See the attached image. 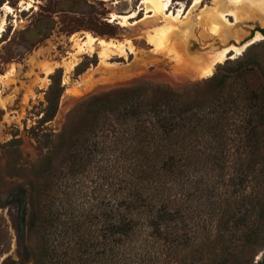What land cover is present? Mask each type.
Segmentation results:
<instances>
[{
    "label": "rangeland",
    "instance_id": "374dc122",
    "mask_svg": "<svg viewBox=\"0 0 264 264\" xmlns=\"http://www.w3.org/2000/svg\"><path fill=\"white\" fill-rule=\"evenodd\" d=\"M28 1L0 0V264H31L29 243L18 236L29 203L66 187L89 197V171L103 193L136 186L147 173L142 201L160 214L159 229L138 228L130 244L137 264H264V119L252 122L261 141L227 142L218 161L190 165L173 148L169 173L152 158L153 128L120 116L119 104L107 109L137 86L214 87L207 81L215 71L228 75L216 81L218 99L259 90L264 38L218 60L211 74L200 75L197 67L209 52L247 43L264 22L248 7L239 9L236 21L226 16L239 35L225 39L212 33L207 18L233 10L230 0H170L167 14L175 21L155 16L144 0H31L32 7L21 9ZM112 13L127 24L109 22ZM87 34L105 44L89 42ZM180 54L194 64L180 62ZM53 82L60 93L43 118Z\"/></svg>",
    "mask_w": 264,
    "mask_h": 264
},
{
    "label": "trees",
    "instance_id": "16d2710c",
    "mask_svg": "<svg viewBox=\"0 0 264 264\" xmlns=\"http://www.w3.org/2000/svg\"><path fill=\"white\" fill-rule=\"evenodd\" d=\"M257 29L264 34V28ZM223 77L228 75L215 71L207 81L214 87L193 86L183 92L137 86L120 92L114 100L120 102L107 103V109L119 104L120 116L138 124L147 122L153 128L152 158L169 173H174L176 165L173 148L183 153L190 165L199 164L201 158L218 161L227 142L236 140L239 147L261 141L257 124L252 122L264 119V86L229 91L227 99H218L216 81ZM59 90L58 83L53 82L43 118L48 110H54ZM229 133H235V137ZM204 142L206 148H200ZM92 146L90 142L89 161ZM71 166L74 172L81 169L75 161ZM146 174L141 173L136 186L126 183L119 193H103L102 183L89 171V197L75 187H66L58 191L53 188L31 200L26 229L18 233L19 241L26 239L29 243L31 264H137L130 244L138 228L159 229L160 214L157 216L156 210L142 201L147 199L143 192Z\"/></svg>",
    "mask_w": 264,
    "mask_h": 264
},
{
    "label": "bare ground",
    "instance_id": "6f19581e",
    "mask_svg": "<svg viewBox=\"0 0 264 264\" xmlns=\"http://www.w3.org/2000/svg\"><path fill=\"white\" fill-rule=\"evenodd\" d=\"M32 2H34V0ZM117 2L118 1L115 0L114 3H117ZM143 2L146 4V9H148V10L150 9L152 11V13H154L155 16H162L163 18L168 19L170 21L177 20V18L173 14H167V11L169 10L170 0H144ZM230 3L234 7L233 10H222V11H219L217 13L218 15H214L212 13L207 18V22L211 26L210 29H211L212 33H214L215 35H219V37H223V38L227 39L226 37L229 36L230 34H232V32H234L233 35L237 38L239 34L237 31H234L232 25L230 24L231 21L226 16L231 15L234 17V19L236 21L239 17V13H240V12H238V10L244 9L245 7L249 8L248 10L253 15L252 17L254 19L258 20L259 23L264 22V0H230ZM3 7L6 9L7 13L12 12V8L9 5L4 4ZM30 7H32L31 0L26 2L24 4V6L21 7V9H28ZM213 12L216 13V11H213ZM217 19H220L223 24L221 25L220 23H218V21H216ZM108 21L109 22H116V23L120 24V26H125L127 24L126 18L120 19L116 13H112L110 15ZM3 29L4 28L1 27L0 32ZM165 29H168V28H165ZM174 29H175V26L170 28V30H174ZM170 30H168V31H170ZM161 33H162V35L159 32L157 33V34H159L160 38H161V36H163V33H164L163 30H161ZM92 36L93 35L90 36V34L87 36L89 42L97 41L98 43L105 44V41L103 39L96 40V38H94ZM159 36H158V38H159ZM262 38H264V36L260 32H257L256 35L251 40H249L248 42L250 43V42L262 39ZM247 43H244L240 46H236L234 44H229V45L221 48L220 50H218L217 53L209 52L203 58L199 57L200 59H198L199 60L198 63L201 62V66L197 67V72L200 75L205 74V76H206V74H211L212 69H213V65L218 60H221V61L225 60L226 58H228L229 54L231 55L230 56L231 58L236 57L238 54H240V52L242 51V49L244 48V46ZM109 45H112V44L109 43ZM180 55L181 56L179 58V61L184 62L186 60V57L183 54H180ZM189 63L194 64L193 62H190V61H188L185 64H189Z\"/></svg>",
    "mask_w": 264,
    "mask_h": 264
},
{
    "label": "water",
    "instance_id": "95a60500",
    "mask_svg": "<svg viewBox=\"0 0 264 264\" xmlns=\"http://www.w3.org/2000/svg\"><path fill=\"white\" fill-rule=\"evenodd\" d=\"M250 43H251V42H250ZM250 43H247V44L244 46V48L247 47Z\"/></svg>",
    "mask_w": 264,
    "mask_h": 264
}]
</instances>
